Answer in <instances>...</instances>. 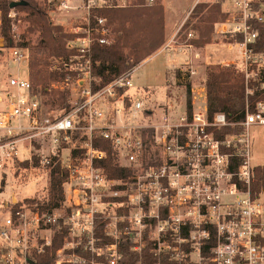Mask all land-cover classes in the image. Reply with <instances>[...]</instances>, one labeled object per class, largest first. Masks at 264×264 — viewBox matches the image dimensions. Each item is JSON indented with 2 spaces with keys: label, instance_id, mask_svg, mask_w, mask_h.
I'll return each instance as SVG.
<instances>
[{
  "label": "built area",
  "instance_id": "2783aa9c",
  "mask_svg": "<svg viewBox=\"0 0 264 264\" xmlns=\"http://www.w3.org/2000/svg\"><path fill=\"white\" fill-rule=\"evenodd\" d=\"M115 1L61 2L65 10L84 13L67 44L80 71L69 110L47 112L28 70L20 74L24 62L29 66L28 50L10 48L19 73L9 76L7 108L0 111V172L35 157L47 168L59 164L66 179L60 208L45 213L39 202H13L0 212V264H264V202L253 192L251 132L264 126V101L235 124L221 112L210 119L207 107L169 109L156 118L138 97L136 68L95 90L93 47L113 41L98 12L127 6ZM203 2L195 0L184 24ZM213 3L226 12L219 33L241 37L234 44L244 50L248 79L252 65H264L253 48L264 4ZM229 126L241 130L217 137ZM97 139L112 144L118 168L134 172L128 180L111 178L99 165L108 154ZM59 230L64 235L55 248Z\"/></svg>",
  "mask_w": 264,
  "mask_h": 264
},
{
  "label": "trees",
  "instance_id": "16d2710c",
  "mask_svg": "<svg viewBox=\"0 0 264 264\" xmlns=\"http://www.w3.org/2000/svg\"><path fill=\"white\" fill-rule=\"evenodd\" d=\"M25 1L27 6H16L11 8L13 2ZM132 4L124 8H111L99 11L98 14L107 19L115 34L114 42L110 45H100L96 43L93 47L95 90L110 83L132 66H136L160 49L166 42V32L164 31V8L155 6L147 8L142 6L144 0H131ZM224 1V0H223ZM264 4V0H257V5ZM12 11L24 12L23 18L28 26L17 44L19 47L28 48L30 51L29 77L33 91L42 96H50L49 102L52 106H57L61 111L69 110L68 99L71 94V82L80 77L79 66L72 57L75 51L68 49L67 44L75 37L69 29L55 25L46 7L40 5L35 0H0L1 26L0 36L6 42L7 47H14L13 39V19L10 17ZM226 15L224 6L220 3L203 2L198 4L191 13L195 20L190 19L185 22L178 33L181 37L185 28H191L199 33L198 40H185L196 47H203L213 41L222 40L228 43L240 41L238 35L222 34L217 36L216 28L220 19ZM156 25L160 29L159 42L145 44L143 37L148 28ZM260 34L256 44L253 46L254 53L264 55V25L260 26ZM39 33V41L32 45L29 36ZM187 35L185 36V38ZM50 60L60 61V66L51 65ZM259 67L252 65L250 72L257 76L250 82L252 94H247V86L244 71L238 65H212L206 68V78L204 86L206 90V107L210 119L216 113H224L230 123L240 124L245 121L247 111L255 112L259 102L264 101V69L258 74ZM190 74L182 70L176 71L177 83H186V106L189 113L193 109L192 84ZM57 84H63L60 88ZM128 105L130 101L127 100ZM44 103V101H43ZM241 130L239 126L225 127L216 131L219 138L226 134L237 133ZM96 146L107 152L106 161L99 165L106 169L111 178L128 180L133 171L130 169L118 168L114 162V148L108 141L97 139ZM38 165V159H35ZM28 166V164H26ZM50 183L48 189V199L43 203H38L42 212H51L60 208L64 201L65 172L59 164L50 166ZM264 191V166L255 168V179L253 192L259 196ZM36 203L35 200H30ZM64 230L56 231L55 248L61 245Z\"/></svg>",
  "mask_w": 264,
  "mask_h": 264
},
{
  "label": "rangeland",
  "instance_id": "374dc122",
  "mask_svg": "<svg viewBox=\"0 0 264 264\" xmlns=\"http://www.w3.org/2000/svg\"><path fill=\"white\" fill-rule=\"evenodd\" d=\"M40 5L46 4L48 14L55 25L63 26L69 29L71 32L74 31V28L83 23L84 13H82L81 8L74 10H65L61 6L62 0H35ZM135 1V0H134ZM144 0V4L142 6L147 8H152L155 6H162L164 8V31L167 35L173 33L177 28L178 24L185 21L188 14L190 13L191 7L193 6V0H156L154 5L147 6ZM115 2L126 3L127 6L132 4L131 0H116ZM205 2H212V0H205ZM68 4L73 7H78L82 5V0H68ZM124 8V7H122ZM24 12L12 11L10 17L13 19V39L15 42V48H24L19 47L17 44L21 41V38L28 26V23L24 21L25 17ZM191 16V15H190ZM190 19V22L193 23L195 20ZM221 20V19H220ZM188 21V20H187ZM0 26H1V13H0ZM181 30V29H180ZM113 31V30H112ZM197 31L189 28H185L182 31L181 37H178L179 41H185L189 38L185 36L188 35L189 32ZM74 33V32H73ZM112 43L115 41V34L113 32ZM30 43L34 46L39 41V33H34L29 36ZM145 44H154L159 42L160 39V29L156 25H153L148 28L147 33L143 37ZM111 43V44H112ZM10 47V48H14ZM10 48L6 46V42L0 36V65L7 70V73L14 74L15 67L11 64V51ZM29 52V63H30V51ZM159 50V49H158ZM155 53V52H154ZM153 53V54H154ZM152 54V55H153ZM150 57V56H149ZM147 59V58H146ZM145 59V60H146ZM51 65L60 66V61L50 60ZM143 62V61H142ZM141 62V63H142ZM159 60L155 59L145 64H138L136 66H132L127 71L131 69H135L133 73V83L134 87L140 89L148 88V91L138 90L139 91V99L144 102L146 109H157L162 108L161 106L166 102L175 101L180 102L182 100V104L184 105L186 102V83H175V81H171V87L166 88V85H169L168 80L173 78L175 71L173 74L167 75V83L164 84V79L162 76L159 77L157 70H162ZM15 65V64H14ZM13 68V69H12ZM264 69V65L259 67L258 74L261 70ZM9 70V71H8ZM27 71L29 74V66L26 68V63L24 62L21 66L20 71ZM24 71V75L26 72ZM16 73V71H15ZM17 74V73H16ZM6 74L3 77V84L5 87H9V76ZM245 81L247 86V94H252L253 91L248 89L250 87V82L257 75L255 73H251V76L247 79L245 73ZM206 78V74H205ZM205 80V79H204ZM74 82H71L70 89L71 93H74ZM63 84H57L55 87L60 88ZM156 89H153L156 87ZM249 86V87H248ZM261 88L264 89V85H261ZM141 92V93H140ZM7 93V92H6ZM5 94V93H4ZM44 101V106L48 113H60V108L57 106H52L49 100L50 96L42 97ZM173 98V99H171ZM6 100V94L3 97ZM180 100V101H179ZM7 101V100H6ZM163 103V104H162ZM161 104V105H160ZM155 111V117L158 118L161 114V111ZM252 139H253V156H254V164L255 168L257 166H264V126H254L251 130ZM35 153V150H33ZM35 157H33L32 161L19 162L14 164L12 167L6 168L4 171L0 172V212H3L6 205H12L13 202H24L26 204H32L29 202L30 200H35L36 202L43 203L48 199V189L50 183V169L41 164L40 160L38 165L35 163ZM28 164V166L26 165ZM261 200L264 202V191L262 192Z\"/></svg>",
  "mask_w": 264,
  "mask_h": 264
},
{
  "label": "crops",
  "instance_id": "0c3cea01",
  "mask_svg": "<svg viewBox=\"0 0 264 264\" xmlns=\"http://www.w3.org/2000/svg\"><path fill=\"white\" fill-rule=\"evenodd\" d=\"M194 2L195 0H193V3ZM211 3H213V0ZM183 24L184 21L178 24V28L173 33L169 35H167L166 33L165 44L153 55L144 60L141 64H145L152 60L158 59V63H160L162 70H157V73L159 77L162 76V79H164V84L167 83V75L173 74L175 71L173 78L170 77V79L168 80L169 85H166V88L171 87L170 83L172 80L175 81V83L177 84V70H190L192 72H195V74L190 78V82L192 84L193 107L195 109L204 108L206 107V90L204 86V79L207 66L238 65L244 71V50L240 48V46L237 44L224 42L222 40L213 41L203 47H196L195 45L179 41L177 36L180 29L183 27ZM216 34L217 36L221 35L219 33L218 25L216 28ZM199 36L200 35L197 32V34L192 40H198ZM11 64L15 67L14 70L16 71V73H19L17 66L14 65L12 62ZM15 71L13 75H16ZM23 73L24 72L21 71L20 74ZM6 74L8 76L11 75V73H7V70L3 68L2 65H0V111H4L7 108V101L4 100L3 97L5 96L6 92L9 91V88L5 87L2 83L3 77H5ZM156 88L157 86L153 89ZM140 90H143L144 92L149 90L150 92V89L148 88ZM185 106L186 103L183 105L182 100L180 102H177L175 101V99H173V102H166L161 106L162 108L157 109L161 111L160 114L164 113L165 111H168L169 109H173L177 114L181 113L185 109ZM157 109L155 108L152 110ZM153 112L155 115V111Z\"/></svg>",
  "mask_w": 264,
  "mask_h": 264
},
{
  "label": "water",
  "instance_id": "95a60500",
  "mask_svg": "<svg viewBox=\"0 0 264 264\" xmlns=\"http://www.w3.org/2000/svg\"><path fill=\"white\" fill-rule=\"evenodd\" d=\"M27 5H28V3L25 2V1L13 2V3L11 4V8H14V7H16V6H27Z\"/></svg>",
  "mask_w": 264,
  "mask_h": 264
}]
</instances>
